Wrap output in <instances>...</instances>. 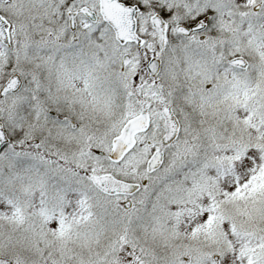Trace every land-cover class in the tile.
<instances>
[{
    "label": "snow or ice",
    "instance_id": "6c2138e0",
    "mask_svg": "<svg viewBox=\"0 0 264 264\" xmlns=\"http://www.w3.org/2000/svg\"><path fill=\"white\" fill-rule=\"evenodd\" d=\"M0 264H264V0H0Z\"/></svg>",
    "mask_w": 264,
    "mask_h": 264
}]
</instances>
